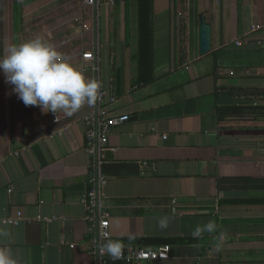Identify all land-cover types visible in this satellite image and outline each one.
Returning a JSON list of instances; mask_svg holds the SVG:
<instances>
[{
    "label": "crops",
    "instance_id": "0c3cea01",
    "mask_svg": "<svg viewBox=\"0 0 264 264\" xmlns=\"http://www.w3.org/2000/svg\"><path fill=\"white\" fill-rule=\"evenodd\" d=\"M86 1L0 0V54L42 36L104 94L56 120L26 107L0 69V218L23 216L19 226L0 225L11 233L0 247L20 264H99L98 233L82 203L99 189L112 240L124 247L157 248L135 240L193 239L198 224H217L196 243L171 245L169 260L143 264H264V118L218 114L236 104L264 107V0H153V50L142 61L138 0ZM202 15L213 28L206 56ZM240 40L233 73L226 51ZM231 86L244 97L230 98ZM251 88L258 98L246 97ZM101 110L129 120L111 128L98 156L89 151L86 118ZM163 216L172 221L161 231Z\"/></svg>",
    "mask_w": 264,
    "mask_h": 264
},
{
    "label": "clouds",
    "instance_id": "9594fccd",
    "mask_svg": "<svg viewBox=\"0 0 264 264\" xmlns=\"http://www.w3.org/2000/svg\"><path fill=\"white\" fill-rule=\"evenodd\" d=\"M0 69L6 77V83L26 107L38 106L46 114L51 112L57 120L58 113L68 116L84 107H93L102 100V83L88 79L70 59L42 36L8 45L0 54ZM172 221L169 216L158 218L161 231L166 230ZM217 231L215 221L198 224L191 232L194 240H200L205 233ZM226 233L214 237L215 250H222ZM11 233L0 228V238L7 239ZM131 239V237H130ZM124 245L120 241L107 240L100 248L101 255L113 260L121 259ZM0 264H20L8 247H0Z\"/></svg>",
    "mask_w": 264,
    "mask_h": 264
},
{
    "label": "built area",
    "instance_id": "2783aa9c",
    "mask_svg": "<svg viewBox=\"0 0 264 264\" xmlns=\"http://www.w3.org/2000/svg\"><path fill=\"white\" fill-rule=\"evenodd\" d=\"M88 5H94L95 0H87ZM237 47H243L244 43L242 40L236 41ZM82 59L88 62L94 61L95 57L92 53H84ZM102 94V100L104 94ZM98 100V102H102ZM129 120V116H120L109 118L104 111H100L98 116L87 117L86 124L88 127V143L89 151L92 154L99 156L102 149L108 143V136L112 127L118 126ZM82 203L88 209V215L86 219L90 223L91 231L98 233L99 241H96L95 254L99 258V264H110L113 261L108 255H101L100 248L103 243L111 239L112 236L109 231L110 223L108 213L103 212L101 206V192L99 189H92L87 192L83 198ZM23 222V216L18 213L16 217L0 218V225L19 226ZM171 245H162L157 248H140L138 246H127L124 247L123 256L119 261L125 262L126 264H143L151 261H166L171 256Z\"/></svg>",
    "mask_w": 264,
    "mask_h": 264
},
{
    "label": "trees",
    "instance_id": "16d2710c",
    "mask_svg": "<svg viewBox=\"0 0 264 264\" xmlns=\"http://www.w3.org/2000/svg\"><path fill=\"white\" fill-rule=\"evenodd\" d=\"M139 3V38H140V49L139 53L145 58H151V53L153 50V27H152V18H153V0H138ZM244 47L238 48L235 50H227L226 52H230L231 56L234 57V60H231L230 65L226 64L225 68H229L233 70V73H237L238 66V56L243 51ZM224 51V50H223ZM225 53L222 51L219 52V57L224 55ZM220 60V59H219ZM226 61V60H225ZM252 62V60H247ZM229 65V66H228ZM248 67H253L252 63L248 65ZM244 92V90H243ZM239 92L237 86H231V89L228 91V96L232 99H237L238 97H244V94ZM260 95H257L253 92L252 88L247 94L248 99L258 98ZM264 97V94H262ZM219 119L223 121H238V120H257L259 118H264V107L253 105H230L225 108H221L219 110ZM134 241V240H133ZM144 246H161V245H175V244H189L196 243L198 240H194L191 238H150V239H138L135 240Z\"/></svg>",
    "mask_w": 264,
    "mask_h": 264
},
{
    "label": "water",
    "instance_id": "95a60500",
    "mask_svg": "<svg viewBox=\"0 0 264 264\" xmlns=\"http://www.w3.org/2000/svg\"><path fill=\"white\" fill-rule=\"evenodd\" d=\"M213 46V28L207 22L206 16L199 18V52L201 56H206L212 52Z\"/></svg>",
    "mask_w": 264,
    "mask_h": 264
}]
</instances>
